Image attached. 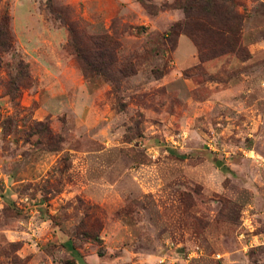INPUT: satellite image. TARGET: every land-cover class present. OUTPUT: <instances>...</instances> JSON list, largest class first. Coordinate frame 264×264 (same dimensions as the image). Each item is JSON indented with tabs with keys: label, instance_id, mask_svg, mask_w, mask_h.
Instances as JSON below:
<instances>
[{
	"label": "rangeland",
	"instance_id": "rangeland-1",
	"mask_svg": "<svg viewBox=\"0 0 264 264\" xmlns=\"http://www.w3.org/2000/svg\"><path fill=\"white\" fill-rule=\"evenodd\" d=\"M233 2L240 51L199 63L181 10L0 0V264H264V3Z\"/></svg>",
	"mask_w": 264,
	"mask_h": 264
},
{
	"label": "trees",
	"instance_id": "trees-1",
	"mask_svg": "<svg viewBox=\"0 0 264 264\" xmlns=\"http://www.w3.org/2000/svg\"><path fill=\"white\" fill-rule=\"evenodd\" d=\"M136 1L148 14L152 15L167 9L181 10L183 21L180 32L194 45L199 63L225 53L240 51L239 31L242 17L237 12L233 0H175L170 5L162 4L158 7L149 4L146 0ZM64 24L69 34L68 44L75 49V60L81 72L100 71L90 61L101 65V68H107L115 63L117 45L110 37L91 38L89 49L78 47L73 38L76 27ZM203 35H206V41L200 39ZM11 47L8 17L6 13H0V53L9 51Z\"/></svg>",
	"mask_w": 264,
	"mask_h": 264
},
{
	"label": "crops",
	"instance_id": "crops-1",
	"mask_svg": "<svg viewBox=\"0 0 264 264\" xmlns=\"http://www.w3.org/2000/svg\"><path fill=\"white\" fill-rule=\"evenodd\" d=\"M260 1H262L264 3V0H260Z\"/></svg>",
	"mask_w": 264,
	"mask_h": 264
}]
</instances>
